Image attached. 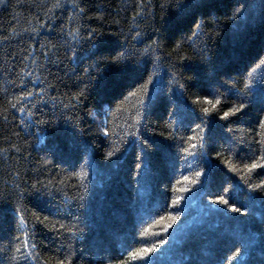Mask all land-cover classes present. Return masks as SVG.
I'll use <instances>...</instances> for the list:
<instances>
[{
    "label": "trees",
    "instance_id": "trees-1",
    "mask_svg": "<svg viewBox=\"0 0 264 264\" xmlns=\"http://www.w3.org/2000/svg\"><path fill=\"white\" fill-rule=\"evenodd\" d=\"M56 4L0 0V264H264V0Z\"/></svg>",
    "mask_w": 264,
    "mask_h": 264
},
{
    "label": "snow or ice",
    "instance_id": "snow-or-ice-1",
    "mask_svg": "<svg viewBox=\"0 0 264 264\" xmlns=\"http://www.w3.org/2000/svg\"><path fill=\"white\" fill-rule=\"evenodd\" d=\"M55 6H59V0H57V4ZM89 35L91 36V35H93V33H89ZM31 95H32L31 92L21 93L20 99L26 98V97L31 96ZM130 95H135V93H130ZM217 103H218V101H217ZM13 107H15V105H13ZM240 107H243V105H241ZM238 110L239 109H236V108L230 109L229 111L223 113V117L227 118L233 112L238 111ZM21 111H23V107H21ZM205 111L207 112V111H209V109H205ZM261 128H264V122H261ZM261 142L264 143V133H262V141ZM185 151H187V149H185ZM261 163H264V156L261 157ZM257 166L258 165L256 163H252L250 165H246L245 167L250 170L252 168H256ZM197 175H199V173H197ZM217 199L220 202H222V203H225V204L228 203V201L224 200L223 197H217ZM230 207H232V209L234 211H239V209H237L234 205H230ZM20 219H21L22 222L24 221V217L23 216H21ZM21 227H24L23 223L21 224ZM21 235H22L23 239H21L20 237L14 238L19 246L18 247H14L13 250L16 251L18 254L23 255V253L21 252V249L35 248V245L30 244L29 233H28V231L26 229H25V231L23 233H21ZM150 251H152V248L139 249L136 252H133L131 255L133 257H136V256L143 257ZM238 251H239V249H237V252ZM28 255H31V252H28ZM57 264H65V261L64 260L57 261Z\"/></svg>",
    "mask_w": 264,
    "mask_h": 264
}]
</instances>
